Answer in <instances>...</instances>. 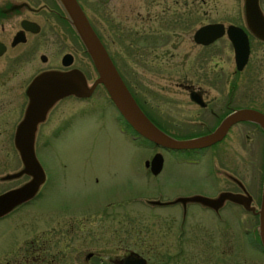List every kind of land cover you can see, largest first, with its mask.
I'll list each match as a JSON object with an SVG mask.
<instances>
[{
	"label": "rangeland",
	"instance_id": "obj_1",
	"mask_svg": "<svg viewBox=\"0 0 264 264\" xmlns=\"http://www.w3.org/2000/svg\"><path fill=\"white\" fill-rule=\"evenodd\" d=\"M57 1L59 4L52 9L51 0H0V38L8 45L7 51L0 56V195L33 179L23 172L25 164L16 145V133L30 100L27 90L33 80L45 71L66 68L61 61L65 53L74 55L75 61L70 67L85 74L88 86H93L99 77L68 12L61 0ZM97 1L81 0V3L141 104L147 102L173 119L179 114L188 119L195 113L194 104L187 88L180 85L191 83L203 89L206 98L223 102L231 97L235 99L234 105L257 106L264 111V38L251 29L246 0H181V6L176 9L177 21L170 18L165 24L162 23L167 17L165 14L176 11L170 8L164 12L153 0L150 4L148 0H117L108 7L100 6ZM260 2L264 12V0ZM24 18L40 23L41 32L37 35L27 33L26 42L13 46L11 42L21 30ZM216 22L237 24L249 32L252 51L243 70L237 68L234 47L227 35L209 45L196 42L198 28ZM44 54L48 56L47 61L41 58ZM168 102H178L179 106L167 105ZM62 103L64 106L55 109L51 119L52 110L50 113L48 110L35 135L36 158L49 177L43 201L47 200L54 208L68 202L71 209L94 212L101 198H133L129 207L135 213V240L150 234L153 242L162 231L160 216L174 215L172 210L178 207L151 208L147 199L161 198L163 193L168 200L180 193L186 202L193 194L213 192L209 183L216 180V173L205 174L208 165H167L162 175L147 174L149 171L146 172L143 164L154 157L158 149L153 146L157 144L148 138L147 141H134L120 131L122 125L113 118L117 110L103 84H99L89 97ZM81 108L85 111L70 126L76 125L75 129L55 136L57 127L64 125ZM246 130L248 128L243 135H234L227 142L229 150L234 152L229 151L230 156L245 155L264 164V134L253 136V141L247 142ZM226 157L230 160L228 155ZM208 158L198 160L203 162ZM167 160L175 161L173 157ZM63 166L67 168L62 169ZM262 169L264 171V167ZM219 175L221 189L231 187L226 182L233 175L223 172ZM250 183L255 189L263 187V197L264 182L261 184L254 179ZM53 185L58 187L51 190ZM43 208L44 205L38 206V209ZM192 210L196 213L194 218L198 217L200 207L194 205ZM140 213L148 217L142 219ZM13 224H0V246L14 241L21 233L12 227ZM236 233L237 244L228 247V264H264V251L246 243L244 234ZM206 237L207 234L194 237L186 233L184 242L194 245L205 242Z\"/></svg>",
	"mask_w": 264,
	"mask_h": 264
},
{
	"label": "flooded vegetation",
	"instance_id": "obj_2",
	"mask_svg": "<svg viewBox=\"0 0 264 264\" xmlns=\"http://www.w3.org/2000/svg\"><path fill=\"white\" fill-rule=\"evenodd\" d=\"M51 1L52 9H55L54 6L59 3L57 0ZM78 1L82 5L81 0ZM115 1L117 0H98L97 3L100 6L108 7ZM148 2L150 4L151 0H148ZM180 3L181 0H153V4L162 8L164 12H167L170 8L176 11L177 7L181 6ZM192 5L191 3V11ZM82 7L84 8L83 5ZM165 15L170 17L168 20L166 19L167 17L162 19V23H168L170 18L177 21V11L171 12V14L166 13ZM179 18L181 19L180 16ZM24 19L38 23L34 19ZM157 19L160 18L158 17ZM38 24L40 26L39 32L25 31L27 40V33L37 35L41 32L42 27L40 23ZM22 30L23 28L18 32ZM95 30L104 43L103 36L100 35L99 30L97 28ZM46 57L48 60L47 55ZM63 58L64 55L61 60L62 64ZM74 61L75 57L73 63ZM64 67L66 68L55 69L69 71L76 68L70 66ZM180 86H185L190 96L194 92L196 96L198 95V99H194L191 96L195 113L189 115L188 119H183L181 114L175 115L173 119L161 111H157L147 102H144V105L141 104L136 99L135 93L129 86L128 88L144 113L162 131L177 139H189L210 134L218 128L229 114L238 109L251 108L264 113L257 106L234 105L235 99L231 97L223 100V102L213 98H206L205 91L191 83ZM72 99L79 101L83 97L71 94L61 98L49 110V113L52 110L49 119L53 118L58 108L60 110L64 106L62 102L65 100H69L70 102ZM111 101L113 102L112 99ZM166 104L179 106L178 102H168ZM113 105L115 110H117V114L113 118L118 124L122 125L120 131L134 141H147L148 139L138 133L126 120L114 102ZM55 109L56 111H54ZM84 111L85 108H81L64 125L60 124L54 132L57 134L55 136L59 137L63 133H70L75 129L76 125H73V128H70V126L73 124L74 119L80 117ZM177 111L179 112V110ZM193 118L194 120H192ZM245 128H248L245 131L246 137L249 140L247 142L253 141V136L264 134V128L258 122L241 120L230 126L222 140L208 147L174 149L158 144L157 146H153L158 149L154 155L160 152L164 156V162L158 173L154 172V165L151 161L153 157L144 162L143 165H145L146 172L147 170L149 171L147 174L153 177L162 175L167 165H208L205 174H209L211 171L216 173L214 174L216 180L209 183V186L214 188L213 192L193 194L192 197L188 196L191 199H187L186 202H183V196L180 193L175 195L173 199H165L166 196L162 193L161 198L146 200V203L151 208L155 206H159V208L178 207L172 210L174 215L160 216L159 223H161L160 227L162 231L157 237L158 240L153 242L150 238L154 239V237L150 234V236H142L141 240H135V213L134 209L129 207L133 203V198L129 197L125 200H123L124 197L122 199L101 198L98 200L100 205L94 212L86 209L81 212L80 209H71L68 202L59 204L58 207L54 208L47 200L43 201V193L48 189L47 185H49V177L46 171L45 181L38 188L36 194L31 199L18 204L10 212L0 217V224L3 222H14L12 227L21 231L14 241L1 244L0 264H134L137 260H141V258L145 260L146 264H228L230 261H227L229 256L228 247L237 244L236 231L244 234L246 243L254 248L260 247L259 249L264 251L261 238L260 214L263 187L255 189L252 183H250L254 179H257L261 184L264 182V177L262 176L264 164H262V161L256 162L244 157L245 155L238 156L235 154V157H231L230 152L232 150H229L227 143L234 135H243ZM189 131L190 133H188ZM227 155L230 160L226 157ZM207 156H209L208 161L202 162L198 160L203 158L207 160ZM167 157H173L175 161H168ZM232 158L233 161L231 162ZM252 165L253 167H251ZM64 168L67 167L63 166L62 169ZM257 169H259V172H256ZM220 172H223V174L231 173L233 175L231 178L228 177L229 179L226 182L227 186L233 188L225 186L226 188L221 189L220 179L217 178L220 176ZM250 174H252L251 177H246V175L249 176ZM44 185L45 187H43ZM63 185L66 186V182ZM55 187L58 186L53 185L50 189L52 190ZM195 196H205L210 199V202L205 203L201 200H195L193 199ZM41 205H44V208L38 209V206ZM194 205H197L201 209L197 212L198 217L196 218H194L196 214L195 210H192ZM80 213L87 214L80 215ZM146 217L148 216L142 214V219ZM118 224L119 226H117ZM186 233H190L194 237L195 235L198 237V234H207L206 241L196 242L194 245L187 241L185 243L184 234Z\"/></svg>",
	"mask_w": 264,
	"mask_h": 264
},
{
	"label": "water",
	"instance_id": "obj_3",
	"mask_svg": "<svg viewBox=\"0 0 264 264\" xmlns=\"http://www.w3.org/2000/svg\"><path fill=\"white\" fill-rule=\"evenodd\" d=\"M70 20L81 36L87 51L90 53L99 77L93 86L86 83L85 74L79 69L69 71H45L39 74L28 87L29 104L25 117L18 127L16 133V145L21 152L24 162V171L33 176L31 182L22 187L9 190L0 195V217L4 216L18 204L31 199L46 176L42 165L36 158L35 135L38 124L45 119L49 108L58 99L76 94L80 97H89L93 94L99 84H103L111 99L114 101L122 115L134 127V129L155 142L158 145L174 149H192L208 147L220 140L227 134L230 126L241 120L258 122L264 128V113L251 108L238 109L229 114L218 128L203 136L189 139H177L162 131L142 110L136 99L130 92L112 57L106 49L101 38L93 27L86 11L78 0H61ZM246 11L253 32L264 38V12L260 0H246ZM23 30L18 32L12 41L15 46L26 42L25 31L39 32V24L29 19L22 21ZM227 35L235 49V59L238 70H243L247 65L251 44L246 29L237 24L226 25L221 22L210 23L200 27L195 33V40L199 44L209 45L219 38ZM7 45L0 39V56L7 51ZM47 61L46 55L41 56ZM73 55L66 54L63 65L73 64ZM192 98H197L192 93ZM154 172L161 170L164 162L162 153H157L153 160ZM233 195L231 193H227ZM195 200L209 203L210 199L204 196H195ZM261 214V238L264 245V196L262 200ZM134 264H146L145 260H137Z\"/></svg>",
	"mask_w": 264,
	"mask_h": 264
}]
</instances>
